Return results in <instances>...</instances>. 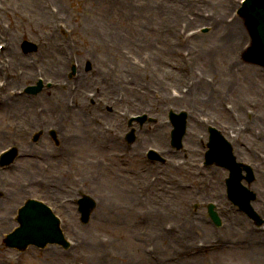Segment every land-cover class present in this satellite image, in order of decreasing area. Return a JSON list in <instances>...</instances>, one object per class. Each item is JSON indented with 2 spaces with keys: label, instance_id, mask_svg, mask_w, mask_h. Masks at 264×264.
Wrapping results in <instances>:
<instances>
[{
  "label": "rangeland",
  "instance_id": "obj_1",
  "mask_svg": "<svg viewBox=\"0 0 264 264\" xmlns=\"http://www.w3.org/2000/svg\"><path fill=\"white\" fill-rule=\"evenodd\" d=\"M5 1L6 0H0V2H2V5L4 3L7 4ZM9 1L10 3H16L19 7H21V10L18 12L19 17L15 15V11L8 14L0 13V28L2 29L1 22H12V28H14L15 22H25L28 27H32L35 25L34 31L37 32V34L34 35L27 32V35L29 37L26 38L32 39L39 44V52H41V55L38 57L39 61L37 60L36 54L31 56L23 55V59L24 57H27L26 60L24 59L23 63L19 62L18 60L16 61L17 63L22 64L21 68L26 73L30 71L31 75L36 76L37 65L41 66L42 68L49 67L55 69L59 64L61 65V67L64 63H66L67 66H69L70 63L72 65V63L74 62L73 60L78 63L83 62L85 59L91 61L89 56H95L93 47L96 45L98 53H100V58H98L99 67H96L100 68L104 72H115L116 76L114 81L118 83H120L121 72L123 73L122 80L124 81V83L128 84V82H133V76L131 77L129 73V70L134 67V64L132 63L133 60L135 63H144L145 55H149L150 57L151 54L155 55L157 57V67L160 72H154L153 75L159 82L162 78L164 81L165 78V81L162 82L166 90H168L170 87L176 88L183 85L185 83V78L188 77V75H186L188 73H184L183 69L182 73L178 70L181 66V60L185 62L184 52H189L192 56V48L198 49V55L200 57L203 53V49L198 45V43L200 41H207L206 43H208L210 52H207L205 56L210 57L211 60L214 59V67L217 68L218 71H216L215 68L203 66L202 63L198 61V58L193 60L195 64L194 68H196L197 70H202L205 74H208L211 78H213L214 83H217L221 90L224 91V93L226 90H228L225 87L227 83L228 86L237 83V81L241 82L242 84V93L237 91V93L240 94V98H237L238 101L233 98V94H231L230 96H225L223 93L224 96L215 97L217 99L216 107L219 110L223 111L224 109L222 107V103L224 102L225 105H234L237 111H239L241 114H244L246 110H250L264 118V104L259 105V103H261L262 101L257 97L264 92V68L249 63V60L247 62L243 57L250 46V43H247L250 38L247 35V28L244 23V19L241 18L239 21L234 23L236 24V26L233 28V31L231 33V35H233L231 37H234V40H236L237 49H234L227 53L226 51L220 53L212 52L215 44L211 43L210 41H212L216 35H219L220 37H223L222 34L228 36L227 31H225L228 28L226 23H228L229 25L231 24L228 22V19L234 11V9L230 7V0H226V2H228V6L220 4V2L217 0H186L188 7L185 10L177 7L180 12L178 16L175 15L176 17H169L168 21L167 16H164V27L170 25L172 28V33L175 36H178L180 28L185 24L190 28H194L196 24L200 23H202V25H212V27H214L213 22L215 20L218 21L215 26V28H218L216 34L213 33V31H210L211 33L209 32L208 35H202L201 38L194 41L189 47L174 48L173 50H175V56L170 53L169 47L164 43L166 35L164 37L160 35L153 36V41H150V50L142 46H137V44H139V41L137 40V37L131 35L133 33H131L129 30H133V27L135 26L134 29L137 33H145L147 30L143 28L142 23L154 22L152 25L157 23L159 26H161L162 22L160 21L163 17L160 16L156 18V16H152V13L150 11L143 12L140 16L137 17L136 20L128 17L126 8L127 3H130L131 5H137L142 3V0H101L100 3L102 5H105L106 7L105 11L101 10V12L98 11L97 7L93 6L94 1L96 0H24L25 4H23V0ZM149 1L152 4L151 6L154 7L156 0H147L146 3L149 4ZM177 1L181 3L182 0ZM233 1H235L236 3V0ZM29 4L37 5L35 8H32L28 7ZM7 6H10V4H7ZM47 8L50 9L51 15L49 11H47ZM119 15L128 17L127 21L133 22L134 26L128 29L124 26L115 25V23L113 22H122ZM41 22H51L50 27L53 30L45 31L43 28L38 29L36 25L40 24ZM55 23L57 24L55 25ZM97 25L102 26V29H95L94 32L91 31V29L96 27ZM108 26L117 29L118 32L109 35L105 34ZM198 26H201V24ZM23 31L24 30L20 27V25H18L14 30L13 37L11 38L12 40L0 34V42L9 40V44L13 43L15 48H18L21 44L20 38L22 37L21 32ZM89 32L93 35L89 36ZM121 32H123L124 34L128 33L129 38H124L121 35ZM243 32L246 36H244V38L246 39H243L242 41L240 34H242ZM30 37H34V39ZM99 41H102L101 44L103 47L95 44ZM118 42L120 43V45H117ZM59 48L64 49L66 53H62V55H60ZM106 49L116 50L118 53H108L106 52ZM5 53L3 56H0V60H4L5 58H7ZM9 53L10 52L8 51V56H10ZM233 57L234 61L236 62L237 59V64L239 66H242L243 69L239 71L240 73L237 72L235 75H233V78L231 76H228L229 74L226 76H221L220 73L222 72V70L220 69V66L224 63H228L229 59ZM80 64L81 68L83 69V73L84 71L87 73L85 65H82V63ZM183 64L181 68L183 67ZM171 72L177 74L176 80L168 77L169 73ZM80 74L81 71L79 75ZM82 76L84 75L82 74L80 77ZM246 76L249 78V80H247L248 78ZM3 77L4 76H0V81L3 80ZM227 79L229 80L227 81ZM30 80L31 77H28L26 80L23 79V81L25 82L20 84L19 87L17 85H14L12 87H18V89H20L25 84L28 85L30 83ZM75 80L76 79H74V81L67 79L65 81H61L65 82V85L62 86L67 89L66 91L57 89L61 88L60 86H55L52 89L47 90V92L43 91V93L38 95V98H35L33 100V103L31 105V112H34V109L38 102L45 103V101L48 100L52 105V101L57 100L62 94L63 96H65V98H68L69 88L71 89L73 85H77ZM96 80L101 84V86H104L105 82L102 77H97ZM160 84L162 85V83ZM144 85H142L143 88L140 87L138 89L139 93L141 92L142 94H144L145 92H147V86ZM108 88V96L106 98L101 97L104 100L105 110L108 106H117L118 114L120 110H123V108L129 104L127 103L128 99L126 100L125 95L122 93L124 91L121 90L120 86L109 85ZM90 89V87H87L86 90H84V92H86V98L89 101H91V98L88 94L93 92V89ZM94 92H96V88H94ZM80 93L81 92L79 91L80 97L84 95ZM106 93L107 91L105 92V94ZM157 93L162 94V90L159 87H154L150 91V95L153 97L155 96L156 99L159 96V94ZM133 94L134 93H131V96ZM25 96L31 97L29 95ZM133 97L138 99L136 95H133ZM6 99L7 100H5L4 102L13 98L7 97ZM94 101H99V99H94ZM117 102L119 103V105H117ZM133 103L139 104L138 102ZM189 104L188 107L191 108ZM143 107H148V105H143L140 108H135L143 110ZM169 107H173V104L169 103L168 108ZM130 108L132 111H134L132 107ZM200 112L207 115L215 113L203 108H201ZM14 113L15 111H11L8 115H6L0 110V130L9 128V131L13 132L10 125L14 118ZM233 121L236 122L237 126L239 125L238 120L233 119ZM89 122L92 124L91 120ZM242 122L249 126L247 132H251L250 136H253V132L258 128L264 127V125L261 124L251 125L248 121ZM70 127L71 131L73 133L75 132V137L72 141H74L73 143H76L72 152L76 154L79 150L81 155L70 156L68 152L65 155V158L63 156V161L60 163L58 168L59 172L65 164H74V162H77L78 160L80 161L85 157V146L83 142H86V140H81V133H78L82 126L78 125V122H71ZM94 127L97 128V126L95 125ZM100 130H102V128ZM93 131L91 130V132ZM152 134L156 135V133L154 132H152ZM197 134L198 138L200 135L206 136L205 131H197ZM77 135H79L78 138ZM12 138L13 137H9L6 140L0 138V142H2L0 148L6 146ZM247 138H249V136ZM145 143L146 144L142 147V150L145 149V147L151 145L159 148L166 146L164 141L156 144L151 139L147 140ZM248 143L252 144L250 142ZM109 147H111V149ZM193 147H195V145H193ZM113 148L114 146H107V144L104 142V139H101L99 144H97L96 148L94 149V152H92V155L89 154V157H85V161L82 160L84 162L82 164L85 166V169L88 171L92 170L93 174L97 176V178L94 179L98 182L100 187L105 184L106 180H120L119 178H114L116 166L124 167L125 169L123 170V174L126 175L134 174V171H141L145 168L143 163L140 162L142 161V156L137 157L136 155V159H132V162L129 160V156H125V158L121 160H115L112 156V150H114ZM51 149L54 150V152H57L56 146L51 145ZM70 150L71 148H69V151ZM135 152L136 151L134 150H131V152L128 151V153ZM185 155V152L179 151V153L177 154V158L174 160V163H179V161H182ZM79 157L82 159H79ZM239 158L252 159L248 156H241ZM132 163H134L135 168L133 170H129L128 166ZM188 164L189 162L187 160V165ZM254 165L257 176V170H262V167L264 165L258 160H256ZM151 174L152 173L147 175L150 176ZM220 175L221 178L219 179L222 182V177L226 175V173L223 172L220 173ZM256 178L257 179L255 180V182L251 184V188L255 192H258L256 190V186L259 178ZM194 179L195 178H180L177 180L176 186L178 182H183L184 186L187 187L191 182L194 181ZM73 186V189L70 188L72 193H66L68 196H75L76 192L73 194V191L82 189L84 188V186L85 188L87 187L85 182L81 183L80 186ZM123 186L130 188L131 183H129L128 181L126 185H122L119 182L117 187L114 188L113 192H111L110 190H106L107 188L104 187V191L102 194L104 197H108L110 201L117 203L119 206L120 204L123 205L122 207L120 206L121 210L118 214L112 212L111 207L113 206V204L112 202H110L109 204H107V206L109 207V213L108 211H106V214L103 215L104 218L95 213L96 215L94 216V220L89 225H82L81 223H78V219H76L74 222L77 223V225H79L81 229L75 231H66L73 237V239H76L75 241L79 240L80 242L79 248L73 249L70 252V256L72 257L71 259H69L68 252L56 255L54 252L48 253V249H34L26 258H24L23 264H69L70 262H73L75 264H99V258H104L102 264H151V262H153V260H151L149 257L150 254L153 253L151 251V248L160 249L163 251V253L165 254L162 255V260H164L163 264H264V259L262 257L257 258L255 256V252L252 254H248L241 247H237L236 245H234L235 241L238 242L239 240L244 238H250V240L253 241L256 239L255 237H253L247 230L246 233L241 232V229L238 230V226V229L229 226L228 229L224 230H222L224 227L220 229L214 227L208 219L206 209L204 211L201 210L200 213L197 214L195 211H193V205H191L190 208L185 209V207L180 204V198L177 196V189L179 185L177 186V188L175 186L165 187L163 182L159 180L156 184L152 185L155 186L154 190L152 191V194L155 196L153 197V200H146V202L144 203L140 201V204L135 203L133 207L125 204L118 199V196L126 195L124 191L122 192ZM66 189L67 186L62 185L61 182H59V187L55 192L60 193L57 196H63ZM39 190L40 189L29 195L37 196ZM184 191L186 190L184 189ZM215 191L216 193H220L223 190L216 185ZM187 192L188 195L183 196L184 200H194L195 197L193 195H190L191 192ZM116 194L118 196H115ZM19 196L21 197V195ZM21 203H23V201H19L17 205ZM9 208L10 207H8V209ZM230 208L234 211L231 213V215L235 214V219H233V221L241 223L242 225L244 222H248L249 225L248 223H246V227L249 226V229L251 230L250 222L243 218L242 215L236 212L232 207ZM71 212L75 216H77L73 210ZM179 212H181L182 216L184 217V222H186L185 225L188 232H185L183 229L181 230V224H183V222H181L180 220ZM200 214L204 216L203 219L199 217ZM98 215L99 218L97 217ZM201 220H203V222H201ZM5 222L8 221L6 220ZM166 224L171 225L172 227V235H169V237H172V239L164 241V239H162L161 237L164 232L171 233L168 232L166 228L168 225L166 226ZM229 228L231 229L229 230ZM4 229L5 227L0 226V246L2 248L3 244L1 239V232ZM220 233L223 235L225 234L224 242H230L231 240V244L229 246L224 245V247L221 245L214 246L216 249L213 251H210L212 250L211 248L202 249L206 250L205 253H202L200 256H198V254L201 252L195 251L196 248L200 250V248L197 246V242L203 241L206 244H211L212 240L220 241ZM85 236H87L89 240H97L98 243L105 245L107 254L104 256V253H101L102 251L97 254H92L95 251H91L86 243H84ZM4 251V254L13 252V250L8 249H5ZM57 256H59V259H57ZM19 257V255H15L13 258L7 257L5 260L1 261L0 264H16V261H18ZM208 258H211L210 261H208Z\"/></svg>",
  "mask_w": 264,
  "mask_h": 264
},
{
  "label": "bare ground",
  "instance_id": "obj_2",
  "mask_svg": "<svg viewBox=\"0 0 264 264\" xmlns=\"http://www.w3.org/2000/svg\"><path fill=\"white\" fill-rule=\"evenodd\" d=\"M102 1H106V0H102ZM143 2L140 3V4H137V5H131L130 3H127L126 5V8H127V15L128 17H130L131 19L133 20H136L138 16H140L143 12H151L152 13V16H156V18L160 17V16H163L161 18V21L160 22H163L164 21V16L166 15L167 16V21L169 20V17H173V16H178L180 14L179 10L177 9L178 8H181V9H186L188 7V4L186 3V0H182L181 3H179L177 0H156V3L154 5V7H152L151 5V2L149 1V4H147V0H142ZM220 2V4L224 5V6H228L227 5V2L226 0H217ZM101 0H96L94 1V5L95 7L98 8V11L101 12V10H104L105 11V5H102L101 3ZM111 9V8H110ZM112 10V9H111ZM113 11V10H112ZM175 16V17H176ZM119 17L121 18V21L122 22H113L115 23V25H119V26H124L125 28L127 27L128 29L132 28L134 26L133 22H128L127 21V18L128 17H125L124 15H119ZM236 24L233 25V27H235ZM135 27V26H134ZM133 27V28H134ZM95 29H98V30H101L102 29V26L100 25H97L96 27L92 28L91 31L94 32ZM115 32H118L117 29H114L110 26H108V29L107 31L105 32V34H112V33H115ZM217 32V31H216ZM216 32L214 31V33L216 34ZM89 36H92L93 34L92 33H88ZM121 35L124 37V38H129L128 36V33L127 34H124L123 32H121ZM132 36L134 37H137V40L139 41V44H137V46H142L144 48H147L148 50H150V42H149V36L147 34H131ZM241 35V40L243 41V39H246L244 38L245 34L244 32ZM233 35H230V37H220L219 35H216L215 38L210 41L211 43H214L215 46L213 47V50L212 52L214 53H220V52H223V51H226L229 52V51H232L234 49H237V44H236V40H234V37H231ZM237 37V36H236ZM246 37V36H245ZM250 37V35H249ZM199 38L201 37H198L196 40H198ZM203 41V40H202ZM207 41H204V42H199L198 45L201 46V48L203 49V53L202 55L199 57V52L197 53V55H195L192 60L194 59H197L198 58V61L200 63H204L205 61H209L210 63V67L212 68H215L214 67V59L211 60L210 57L208 56H205L207 52H210L209 51V46H208V43H206ZM209 42V43H210ZM249 42V40L247 41V43ZM130 43H131V40H130ZM98 45H100L98 42L96 43ZM117 45H120V43L118 42ZM175 50L171 49L170 50V53L173 54V55H176L174 53ZM106 52L108 53H114V51L112 50H106ZM153 69H156L157 68V57L155 55H153ZM89 58L94 61V62H98V58H96L94 55H90ZM216 71L217 68H215ZM220 69L222 70V72L220 73V75H228V76H231L233 78V75H235L237 72L241 71L243 69L242 66H239L237 63L234 62V57L233 58H230L229 59V62L228 63H224L220 66ZM240 73V72H239ZM219 75V76H220ZM106 77L109 76V73H106L105 74ZM141 77L142 78H147L149 79V83H148V86H147V92L150 93L151 89L157 85V82L151 78L150 74L149 73H144V74H141ZM169 78L173 79V80H176V75L171 72L169 73L168 75ZM247 77V76H246ZM248 78V77H247ZM245 80V79H244ZM249 80V78L247 79ZM88 82L87 80V74L82 76V79H81V84L82 85H85L86 83ZM108 83H110V81H108ZM120 84H124V82H121ZM125 85V84H124ZM241 82H238L237 83H234L232 87H229L227 88L228 90L225 91L224 95L225 96H228L227 94H232L233 91H238L240 93H242V90H241ZM126 89L127 90H131V88L127 87L126 86ZM198 93V97L200 98L199 99V104H196L197 106H208V105H211V104H215L216 101L215 99L212 97V96H208V95H202L201 92H198V90L196 91ZM23 99V101H22ZM22 99H17V101L19 102H8L6 104V107L10 108V107H16V108H19L20 106L26 104L28 107L31 103V101L34 99V98H28V99H25L22 97ZM61 107V106H60ZM152 107L153 109L156 111V112H160L161 111V107L160 106H157V105H154L152 104ZM78 115L79 117H83V120L85 121L86 120V123L88 125H85V128H84V131H83V135L85 138L89 139L91 137V133H90V130H91V126L89 125L88 123V119L86 118L85 115H83L81 112H78ZM103 115V118L104 120L108 121V119L110 120L112 118V113H102ZM85 118V119H84ZM168 130V128L164 125H162L160 127V130L157 132V135L154 136V138L156 139L155 141H159V140H166V131ZM7 133V131H6ZM186 141H188V143H192L193 142V138L191 135L187 134L186 136ZM89 149H92L91 147H89ZM95 149V148H93ZM240 153V152H239ZM187 171L183 170L182 169V175L185 174ZM216 185L218 187H221V183H220V179L219 177H217L216 179ZM150 198H152V196L150 195ZM122 201L123 202H130V203H133L135 200L133 197H128V196H123L122 197ZM183 230L186 232H188L187 230V227L185 225V223L183 224ZM90 250H94V249H98L97 246L95 245H91L89 246Z\"/></svg>",
  "mask_w": 264,
  "mask_h": 264
}]
</instances>
